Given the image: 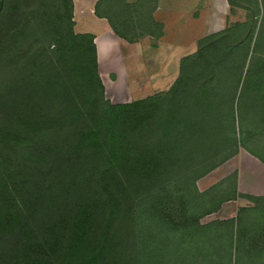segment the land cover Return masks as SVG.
Wrapping results in <instances>:
<instances>
[{
    "label": "trees",
    "instance_id": "16d2710c",
    "mask_svg": "<svg viewBox=\"0 0 264 264\" xmlns=\"http://www.w3.org/2000/svg\"><path fill=\"white\" fill-rule=\"evenodd\" d=\"M149 0H98L121 40L161 36ZM197 42L170 89L113 105L72 0H0V264H231L240 150L264 164V0Z\"/></svg>",
    "mask_w": 264,
    "mask_h": 264
},
{
    "label": "crops",
    "instance_id": "0c3cea01",
    "mask_svg": "<svg viewBox=\"0 0 264 264\" xmlns=\"http://www.w3.org/2000/svg\"><path fill=\"white\" fill-rule=\"evenodd\" d=\"M72 1L74 28L79 26L82 32L78 34L94 37L98 75L105 98L113 105L128 104L168 91L178 77L181 59L196 51L200 39L223 31L231 23L243 21L234 20L240 16V11L235 16L230 15L227 0H149L153 9L152 20L160 25L161 36L157 40L144 37L129 44L112 32L105 19L96 17L94 6L98 0ZM159 50L163 52L162 56H168L157 65L162 70L154 71L151 78L142 79L140 67L144 66L145 54ZM184 52L188 54H180ZM117 59L122 62L118 63ZM172 60L175 69L165 72ZM139 86L149 88V94L137 92ZM132 91L138 94H132ZM240 152L226 163H235L237 193L259 202L239 198L222 205L218 214L227 220L244 212L239 228L240 239H235L240 259L242 264H264V164L245 151ZM244 169L252 186L242 185Z\"/></svg>",
    "mask_w": 264,
    "mask_h": 264
},
{
    "label": "rangeland",
    "instance_id": "374dc122",
    "mask_svg": "<svg viewBox=\"0 0 264 264\" xmlns=\"http://www.w3.org/2000/svg\"><path fill=\"white\" fill-rule=\"evenodd\" d=\"M240 16L239 17H235L236 19L234 20H242L244 18V14L243 13H240L239 14ZM190 21H185V23H189ZM196 31H200V30H196ZM74 32L75 33H81V29L79 28V26H77L76 28H74ZM261 34L259 35V38L260 39H264V21H263V27H262V30H260ZM163 52L161 50L159 51H151V54L148 55V53L145 54V62L144 63V66L141 68L140 67V76L142 79H145L147 77L151 78V75L154 71H158V70H162V68H158V63L162 62V59L164 57H168V56H162ZM167 54V53H166ZM180 54H183L186 56L187 53H180ZM127 58V57H125ZM159 59H161V61H159ZM117 62L118 63H121L122 61L119 59H117ZM139 65H140V62H139ZM174 70L175 67H174V61L172 60L169 68L167 67V69L165 68V72L168 70ZM147 71V72H146ZM177 72V71H176ZM142 92L143 94H149V88H147L146 86H144V88H141L140 86L137 88V92ZM135 91H132V94H135L137 93ZM128 93V92H127ZM131 93V92H130ZM138 94V93H137ZM151 94V93H150ZM241 151V150H240ZM241 153V152H240ZM241 155H243V153H241ZM227 163V162H226ZM224 164L222 166H220L219 168H217L216 170H214L212 173H210L209 175L205 176L204 178L200 179L198 182H197V188L200 192H204L206 191L207 189H209L210 187L218 184V183H221L223 182L226 178L232 176L234 174V172H236V166H235V163L234 161L228 163V164ZM242 185L243 186H246L248 184V186H252V180L250 182V176L247 172L246 169H244V171H242ZM249 182V183H248ZM253 185H255V182L253 183ZM258 186V185H256ZM241 204H243V202H240ZM243 215H244V212L241 211L239 214H238V218H236V220L234 221V225H233V234H232V239H234V242H233V249H232V259H231V264H242L243 261L240 259L241 257V253L239 251V248H238V244L236 243V240L235 239H240V232H239V228H240V224L243 220ZM232 216H234V214L232 213ZM237 217V215H236ZM214 221H223V217L216 213V214H213L211 216H208L206 218H204L201 223L202 224H208L210 222H214Z\"/></svg>",
    "mask_w": 264,
    "mask_h": 264
}]
</instances>
